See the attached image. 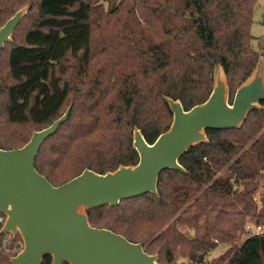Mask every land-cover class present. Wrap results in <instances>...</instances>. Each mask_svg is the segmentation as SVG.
<instances>
[{
  "label": "trees",
  "instance_id": "trees-1",
  "mask_svg": "<svg viewBox=\"0 0 264 264\" xmlns=\"http://www.w3.org/2000/svg\"><path fill=\"white\" fill-rule=\"evenodd\" d=\"M256 1L0 0V27L29 5L0 50V147L23 146L72 102L40 147L39 172L60 185L85 168L136 164L133 129L149 143L168 130L167 96L186 110L204 102L221 64L232 102L264 56L251 32ZM261 104L240 128H208L209 141L179 158L186 172L160 173L158 195L91 209L90 223L142 242L159 264L201 263L218 243L230 247L209 264H264V234L237 243L249 221L264 227ZM22 247L19 234L0 233V264Z\"/></svg>",
  "mask_w": 264,
  "mask_h": 264
},
{
  "label": "water",
  "instance_id": "water-1",
  "mask_svg": "<svg viewBox=\"0 0 264 264\" xmlns=\"http://www.w3.org/2000/svg\"><path fill=\"white\" fill-rule=\"evenodd\" d=\"M28 9V4L21 7L0 27V50L13 40ZM166 99L173 113L169 129L149 143L135 127L138 162L120 164L105 173L85 168L54 185L35 167L41 145L68 119L71 105L52 124L35 130L23 146L0 147V214L6 216L0 233L19 234L23 240L11 264H42L45 255L52 256V264H159V254L145 251L142 242L93 226L88 211L148 192L158 195L160 173L165 169L186 172L179 158L194 145L209 141L208 128H240L253 110L263 107L264 56H259L251 74L237 87L232 102L221 64L204 102L186 110L180 99Z\"/></svg>",
  "mask_w": 264,
  "mask_h": 264
},
{
  "label": "rangeland",
  "instance_id": "rangeland-1",
  "mask_svg": "<svg viewBox=\"0 0 264 264\" xmlns=\"http://www.w3.org/2000/svg\"><path fill=\"white\" fill-rule=\"evenodd\" d=\"M251 32L255 37V40H254L255 48L257 49L260 46H263L264 45V0L256 1V5L254 7V12H253V22L251 25ZM70 105H72V102L68 105V107ZM32 134L30 135V137L32 136ZM254 224H255L254 221H249L246 224L245 230L240 234L237 243H241L244 240V238L248 235L247 226L248 225L253 226ZM229 247H230V244L218 243V246L216 248L208 249L207 251H205V254H204L205 259L201 263H192V262H189L188 259H179V261L184 260L187 262V264H209L212 259L219 257Z\"/></svg>",
  "mask_w": 264,
  "mask_h": 264
},
{
  "label": "built area",
  "instance_id": "built-area-1",
  "mask_svg": "<svg viewBox=\"0 0 264 264\" xmlns=\"http://www.w3.org/2000/svg\"><path fill=\"white\" fill-rule=\"evenodd\" d=\"M6 221V216L4 214H0V230L3 227ZM248 235H260L264 234V227L258 224H254L253 226H247Z\"/></svg>",
  "mask_w": 264,
  "mask_h": 264
}]
</instances>
